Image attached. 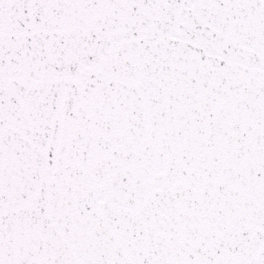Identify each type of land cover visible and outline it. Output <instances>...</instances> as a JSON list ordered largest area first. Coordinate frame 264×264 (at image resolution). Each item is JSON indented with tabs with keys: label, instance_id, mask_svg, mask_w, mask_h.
I'll list each match as a JSON object with an SVG mask.
<instances>
[{
	"label": "snow or ice",
	"instance_id": "obj_1",
	"mask_svg": "<svg viewBox=\"0 0 264 264\" xmlns=\"http://www.w3.org/2000/svg\"><path fill=\"white\" fill-rule=\"evenodd\" d=\"M0 264H264V0H0Z\"/></svg>",
	"mask_w": 264,
	"mask_h": 264
}]
</instances>
